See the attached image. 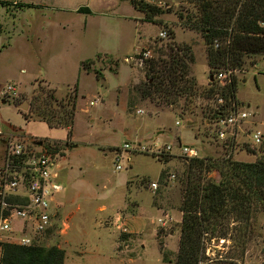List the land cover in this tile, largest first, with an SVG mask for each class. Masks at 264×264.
I'll return each instance as SVG.
<instances>
[{"label":"rangeland","instance_id":"1","mask_svg":"<svg viewBox=\"0 0 264 264\" xmlns=\"http://www.w3.org/2000/svg\"><path fill=\"white\" fill-rule=\"evenodd\" d=\"M109 1L114 5L103 12L100 0H0L6 5L0 7V88L8 85L15 92L0 95V159L8 135L53 143L62 151L58 181L63 190L41 246L62 250L63 264H174L186 183L219 181L215 170L187 172L189 158L179 155L178 146L193 147L199 160L264 159V54L243 57L234 69L235 101L248 115L232 137L220 141L212 126L214 99L199 96L213 82L208 81L202 32L194 28L201 16L196 6L187 0H143L161 9L155 17L163 23L159 26L144 22L126 0ZM20 3L28 7L15 9ZM85 5L94 12L86 19L72 11ZM160 32L164 38L157 36ZM169 42L189 47L188 76L196 87L195 96L178 98L172 107L141 99L135 91L145 82L143 66L137 64L140 52L167 59ZM84 61H92L88 73L81 69ZM75 84L67 138L65 129L22 116L38 89H52L56 102L65 104ZM256 131L261 135L257 145L251 140ZM136 142L170 150L162 156L148 150L128 151L122 159L115 155L123 144ZM117 164L120 170L114 169ZM129 215H139L137 231L129 227ZM117 218L126 233L117 229ZM243 228L229 221L225 238L203 234L198 264H264L262 205L255 206Z\"/></svg>","mask_w":264,"mask_h":264},{"label":"trees","instance_id":"2","mask_svg":"<svg viewBox=\"0 0 264 264\" xmlns=\"http://www.w3.org/2000/svg\"><path fill=\"white\" fill-rule=\"evenodd\" d=\"M126 1L144 15V22L163 25L155 19L162 14L160 8L143 0ZM187 1L194 4L201 15L200 22L194 28L202 32L206 65L211 76L222 68H239L243 57L264 54V0ZM24 6L27 5L20 3L15 9ZM83 11L87 12V9H78L77 13ZM168 35L172 40L173 33L168 31ZM214 43L218 44L217 48L213 47ZM166 48L167 59L149 58L142 61L145 82L137 86L135 91L141 99L172 107L178 98L196 95L195 82L188 76L193 56L187 46L176 47L169 42ZM91 64L92 61H84L81 69L88 73ZM93 74L95 78H100L98 72L94 71ZM76 90L75 84L73 94L62 104L56 102L52 89H38L39 96L32 98L31 107L22 116L25 120L34 118L49 129H65L67 138L72 131ZM234 94L235 82L232 80L222 88L209 83L199 96L212 98L214 102L221 98L228 105L230 102L236 104ZM50 102L57 109H53ZM14 103L17 106V102ZM194 170L197 173L215 170L219 181L213 183L205 180L201 185L194 180L186 183L178 208L181 218L174 264H198L203 234L208 233L211 238H225L229 221L245 229L255 206L264 207V159L253 163L230 159H189L187 172ZM63 260V251L56 247L0 243V264H63ZM165 260L162 254V261Z\"/></svg>","mask_w":264,"mask_h":264},{"label":"built area","instance_id":"3","mask_svg":"<svg viewBox=\"0 0 264 264\" xmlns=\"http://www.w3.org/2000/svg\"><path fill=\"white\" fill-rule=\"evenodd\" d=\"M159 38H164L165 33H158ZM214 43L213 47L217 48ZM151 58L148 50L140 52L137 64ZM234 69L228 67L218 70L212 76V82L222 88L231 83ZM15 95L11 86L0 88V95ZM4 100H0L3 103ZM214 117L212 126L215 136L224 141L226 135L232 137L233 131L247 117V113L237 104L224 103L221 98L215 100ZM227 130L230 133H227ZM253 144H259L261 135L259 131L251 134ZM32 141V140H31ZM18 139L8 135V140L2 142L4 153L0 159V243L14 244L18 246H41L43 237L51 229V219L54 216L57 205L55 198L63 187L58 181L60 176V164L58 159L62 151L53 143H40ZM150 147V148H149ZM149 153L162 156L170 150L169 145L159 146L155 143L123 144L120 147V154L115 155L122 159V154L131 152ZM179 155L189 159H199L193 147L186 145L178 146ZM128 158H125V162ZM120 170L119 164L114 166ZM155 188L154 184H150ZM56 208V209H55ZM55 209V210H54ZM160 221V220H158ZM119 225L117 229L126 233V229L119 218L116 219Z\"/></svg>","mask_w":264,"mask_h":264},{"label":"crops","instance_id":"4","mask_svg":"<svg viewBox=\"0 0 264 264\" xmlns=\"http://www.w3.org/2000/svg\"><path fill=\"white\" fill-rule=\"evenodd\" d=\"M100 2H101V5H100V8H101V11H103V12H105V11H110V7H112L113 5H114V3H111V1H109V0H100ZM78 9H87V12L86 11H83V13H77V10ZM75 14H81L85 19L87 18V17H90V16H92L93 14H94V12H93V10L89 7V6H81V7H75L73 10H72ZM162 19V18H161ZM175 34V33H174ZM176 35V34H175ZM175 40V39H174ZM175 43L176 44H178V43H182V42H177L176 40H175ZM139 50V49H138ZM137 50V51H138ZM136 51V52H137ZM71 140H72V138H71ZM57 206H59V204L57 203L56 204ZM101 208H103L102 206H101ZM138 208V207H137ZM138 217H139V215L137 216V218H135L134 216H132V215H129L128 216V218H127V220L126 221H128V225H129V227L131 228V229H133V231H137L140 227H141V224H140V222L138 221L139 219H138ZM178 233V232H177ZM177 240H178V235H177Z\"/></svg>","mask_w":264,"mask_h":264},{"label":"water","instance_id":"5","mask_svg":"<svg viewBox=\"0 0 264 264\" xmlns=\"http://www.w3.org/2000/svg\"><path fill=\"white\" fill-rule=\"evenodd\" d=\"M209 82L212 81V77L210 76L209 79H208ZM23 107H25V103L22 104ZM37 145H40V143H37Z\"/></svg>","mask_w":264,"mask_h":264}]
</instances>
